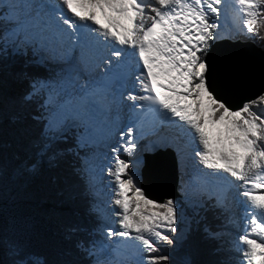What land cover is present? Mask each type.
Instances as JSON below:
<instances>
[{"label":"snow or ice","instance_id":"1","mask_svg":"<svg viewBox=\"0 0 264 264\" xmlns=\"http://www.w3.org/2000/svg\"><path fill=\"white\" fill-rule=\"evenodd\" d=\"M262 27L264 0H0V58L48 72L0 96L3 264H174L161 249L193 224L218 242L204 264H264V89L233 106L236 83L207 59L217 40ZM169 148L181 199H150L139 153ZM66 156L95 223L59 225L62 242L44 249L33 218L2 219L3 205Z\"/></svg>","mask_w":264,"mask_h":264},{"label":"trees","instance_id":"2","mask_svg":"<svg viewBox=\"0 0 264 264\" xmlns=\"http://www.w3.org/2000/svg\"><path fill=\"white\" fill-rule=\"evenodd\" d=\"M233 40H235L233 38ZM240 41H253L264 50V27L259 30V35L239 37ZM30 78H44L47 76V67L30 55L0 58V96L6 99L9 96H19L27 87ZM7 120L4 122V130L7 134L10 130ZM63 146V145H61ZM70 156H66L56 168L45 167L28 186L27 195L15 203H5V217L10 213H17L33 218L37 225V232L32 243L38 247L48 249L49 246L61 243L59 225L64 223L78 224L90 228L94 219L89 215L85 204L86 199L82 195V185L69 167ZM55 177V179H53ZM179 200V198H176ZM211 224L216 222L208 214ZM83 236L84 233H81ZM218 242L206 239L199 228L193 224L192 231L187 232L185 239L178 247H163L169 254L174 264H182L184 258H190L192 264H204L210 259V252ZM5 257L0 255V264Z\"/></svg>","mask_w":264,"mask_h":264},{"label":"water","instance_id":"3","mask_svg":"<svg viewBox=\"0 0 264 264\" xmlns=\"http://www.w3.org/2000/svg\"><path fill=\"white\" fill-rule=\"evenodd\" d=\"M207 59L217 75L231 78L236 87L228 95L233 106L251 99L264 89V50L253 41L224 39L215 42ZM151 171L145 167L142 188L158 201L178 197L176 158L171 151L159 150L149 156ZM148 171V172H147Z\"/></svg>","mask_w":264,"mask_h":264},{"label":"rangeland","instance_id":"4","mask_svg":"<svg viewBox=\"0 0 264 264\" xmlns=\"http://www.w3.org/2000/svg\"><path fill=\"white\" fill-rule=\"evenodd\" d=\"M243 35H246V36H250V35H248L246 32L244 33V34H242V35H240V36H238V37H225L224 39H232L233 40V38L235 39V41H237V40H239V37H241V36H243ZM258 110H260V109H258ZM110 178L109 177H107V176H105L104 178H103V191H102V196H103V198L105 199V200H107L108 199V197H109V195H110V186L108 185V180H109ZM177 190V189H176ZM177 193H178V197L177 198H179V200L181 199V196H180V193L177 191ZM176 199V198H175ZM178 200V201H179ZM85 204L87 205V201L85 202ZM88 206V205H87ZM186 214L187 215H189V216H191V210L190 209H186ZM185 236H186V233L184 234V236L181 238V240H180V242L178 243V245L183 241V239H185ZM233 238H234V236H233ZM178 245L177 246H175V247H178ZM165 253V251H164V249H163V247H162V249H161V254H164ZM167 254V253H166Z\"/></svg>","mask_w":264,"mask_h":264},{"label":"bare ground","instance_id":"5","mask_svg":"<svg viewBox=\"0 0 264 264\" xmlns=\"http://www.w3.org/2000/svg\"><path fill=\"white\" fill-rule=\"evenodd\" d=\"M227 39V38H226ZM219 40H224V38H222V39H219ZM219 40H217V41H219ZM169 149H171V148H169ZM168 150V149H167ZM171 151L173 152V154L175 155V157H176V152H175V150L174 149H171ZM144 153H146V151H144ZM153 155V154H152ZM147 161H148V158H147ZM147 169H148V171H151L152 170V168H151V161L149 162V164H148V166L146 167ZM147 171V172H148ZM235 231L236 230H233V233H234V235H235ZM233 235V236H234Z\"/></svg>","mask_w":264,"mask_h":264}]
</instances>
